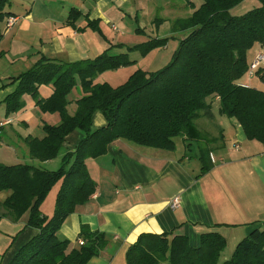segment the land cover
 I'll return each mask as SVG.
<instances>
[{"label":"trees","instance_id":"1","mask_svg":"<svg viewBox=\"0 0 264 264\" xmlns=\"http://www.w3.org/2000/svg\"><path fill=\"white\" fill-rule=\"evenodd\" d=\"M186 1V0H185ZM178 26L189 30L180 42L171 62L160 70H136L128 80L113 87L96 83L95 77L106 70L130 64L127 51L146 54L164 46L166 39L150 40L135 49L112 53V48L91 61L61 63L44 57L27 71L13 78L15 91L3 105L6 112L24 108V97L35 98L44 113H56L58 125H44V137H27L25 142L31 159L46 162L56 159L66 138L75 130L84 139L73 152L62 156L57 170H46L29 164L1 165L0 192H9L4 207L15 218L29 214L27 226L38 234L8 264H87L107 244L103 233L81 227L82 246L69 249L71 242L59 236L64 221L77 206L85 204L95 193L96 184L86 168L87 159L107 153L115 141L124 140L139 147L173 151L176 139L185 142L188 152L197 144L199 133L195 122L200 118L215 121L213 104L218 113L235 121L247 140L264 144V88L243 86L237 81L247 75L248 56L255 48H264V0L261 7L235 17L230 10L244 0H201ZM10 0H0V23L13 16L7 10ZM75 14V12H73ZM70 15L72 19L73 15ZM94 27L93 22L89 23ZM116 47V46H115ZM1 57V54H0ZM264 85V68L255 73ZM52 93L36 98L42 86ZM75 88L82 96L74 102L73 115L67 112ZM96 112L103 115L106 125L92 129ZM205 151L199 153L202 170ZM54 213L49 218L40 205L56 183ZM78 242V241H77ZM226 248L225 238L217 232L200 236L197 247L189 245L185 236L142 234L126 254L127 264H264V229L254 230L241 241L230 258L221 260Z\"/></svg>","mask_w":264,"mask_h":264},{"label":"crops","instance_id":"2","mask_svg":"<svg viewBox=\"0 0 264 264\" xmlns=\"http://www.w3.org/2000/svg\"><path fill=\"white\" fill-rule=\"evenodd\" d=\"M25 1H30L29 8ZM176 1L24 0L21 3L24 12L7 10L17 18L13 27L7 30L5 19L0 27L15 32L19 38L18 43L8 46L7 55L23 59L24 66L29 62L33 66L41 57L61 63L91 61L112 47V53L126 51L122 43H127V38H136L135 34H153V27L165 21L161 13L180 7ZM242 4L245 5L234 7L230 14L238 17L261 7L258 0H244L238 6ZM21 36L26 40L22 41ZM262 50L257 47L251 51L249 65L256 52ZM0 54L3 61L5 52ZM21 73L24 71L17 76ZM17 76L0 79V107L6 113V121L0 122L3 124L0 134L10 126L4 143L6 156L12 161H18L20 149L27 147L26 138L34 137L26 131H30L29 125L39 108L35 98L26 96L22 110L6 112L3 101L15 91L18 82L14 83L13 78ZM243 78V83L255 87L247 75ZM254 78L259 81L256 75ZM260 85L264 86L261 82ZM49 88L47 92H41L40 88L36 98L48 97L52 93ZM94 118L96 129L106 125L101 114ZM230 121L232 129L228 133L217 126L223 144L209 151L204 171L197 144L188 152L181 139H176L173 151L118 140L108 147L105 155L87 159L85 164L96 184L95 193L64 221L59 236L71 241L69 249H72L78 245L82 226L103 233L106 246L87 264H127V251L142 234L185 236L190 246L197 247L203 233L217 232L226 240L222 255L226 252L227 258L231 256L254 230L264 229V144L247 140L242 128ZM84 136L80 130L68 135L63 155L73 152ZM213 154L215 157L210 159ZM56 159L40 164H50ZM61 162L62 157L60 165ZM9 194L0 192V264H8L38 234V230L27 226L28 213L15 218L4 207ZM56 196L51 197L46 211L54 210ZM176 197L179 204L171 209L169 204ZM44 203L40 205L43 214Z\"/></svg>","mask_w":264,"mask_h":264},{"label":"rangeland","instance_id":"3","mask_svg":"<svg viewBox=\"0 0 264 264\" xmlns=\"http://www.w3.org/2000/svg\"><path fill=\"white\" fill-rule=\"evenodd\" d=\"M10 1H11V7L9 9H11L12 12L14 13L15 12L18 13L20 11L24 12L25 7L21 5V3L24 0H10ZM186 1L177 0L176 1L177 5H180L178 9L176 10L171 9L169 11L167 10L163 11L161 13V17L165 18V21L157 24L156 27L155 26L153 27V30H152L153 34L147 31H146L147 32L146 36L142 33L135 34L136 38L134 39L127 38V41H126L127 43H122V44H125L124 46L126 50L127 48L135 49L139 46H143L145 43H148L150 40H155V39H150L152 36V38L157 37L160 39H166L164 42L165 43L164 46L153 49V50H149L146 54H142L139 51H127L129 54V61L131 62L130 64L125 65L124 67L118 68L116 70L103 71L95 77L94 81L96 83L106 82L113 87H117L125 83L130 77V75L136 70L140 69V70H144L148 72H154V71L162 69L167 64H169L171 62L172 56L174 55L175 51L178 49L180 42L189 34V30L184 29L180 26H178L177 29L174 30L175 27L178 25L177 24L178 21L186 20L192 14L193 9L187 6ZM191 1L194 3L195 8H198L202 3L201 0H191ZM25 4H28L27 8L30 7V1H25ZM244 5L245 4H242L241 6H237L238 7L237 9H239L240 7H243ZM120 33L121 32H118V34ZM15 35H16L15 32L7 31L5 30V27L1 28L0 52L1 53L5 52L4 57H6L3 59V61H0V79L2 81H4V79L10 78V76H15V75L17 76V74H19L20 72H23V71L25 72L29 70V68L32 67V65L29 64L30 62L26 66H24L23 59L21 58L13 59L11 55H7L8 46H10L11 43L12 44L18 43L19 41L18 40L19 38L17 39ZM22 36L20 37L21 40L25 41L26 39L23 38ZM244 77L246 78V75ZM243 80L240 79L239 81H237L238 84L247 86V84L243 83ZM251 80L253 81V85L255 86L254 88H257V89L264 88V86H261L260 82L257 81L254 77ZM258 82L260 86L258 85ZM47 89H50L49 86L44 85L41 87V92H47ZM81 96H82V91L79 88H75L70 94L69 99H71L72 102L67 107V112L69 115L74 114L76 110V105L74 101ZM217 107H218V104L214 103L212 109L216 116L215 121H210L206 118H203L199 120L198 122L197 121L195 122L196 129L198 128V130L200 131L199 132L197 130L199 133L197 147H199L200 150L205 151L206 155H209V151L213 149L214 147H219L223 144V137L221 133L219 134V131H217V126L218 127L220 126L221 128L225 129L226 130L225 133L226 132L228 133V131L232 129V124L230 123L231 122L230 119L224 115H220L218 113ZM36 113L37 114L35 115V118L29 125L30 131H26V134L32 133L34 137L40 136L42 138V136H44L43 127L45 124L56 125L61 120L58 114L44 113L40 108H37ZM98 113L99 112H96L94 116ZM5 114H6L5 110L2 107H0V122L6 121ZM94 116H93L92 129H96L97 127L95 125ZM55 119H56V122L54 121ZM38 123L40 124L39 127H38ZM9 129H10V126H7L4 132L0 134V141H2L0 144V163L1 164H5L8 166L12 164H17V163L29 164V165H34V166L46 169V170H57L60 167V160L64 152L63 149L61 150V154L58 156V158L54 162H51L50 164L42 165L40 164V162L32 160L28 155L27 147L20 149L24 153H22V151L19 152L20 154H19L18 161L10 160L9 156H6L7 153H6L5 146L7 145L4 143L5 141L4 139L6 138V132ZM193 143L195 145L192 144L191 147L195 149L196 143L195 142ZM213 157H215L214 154L210 159H213ZM59 188H60V184L57 182L53 186L51 192L48 194L46 200H44L45 203L41 207L44 214L48 215L49 218L53 215L54 210L51 211V209L48 208V210L49 209L50 210L46 211L45 209L47 208V206L49 207L51 197H54L57 194ZM228 258H230V256ZM228 258L226 257V252L225 254L221 256L222 261Z\"/></svg>","mask_w":264,"mask_h":264},{"label":"built area","instance_id":"4","mask_svg":"<svg viewBox=\"0 0 264 264\" xmlns=\"http://www.w3.org/2000/svg\"><path fill=\"white\" fill-rule=\"evenodd\" d=\"M16 20L17 18L15 16L8 17L6 20V29L7 30L11 29L13 25L15 24ZM260 68H264V50L256 52L254 59L251 65L249 66V69L247 71V76H248L249 81L255 76L256 71ZM1 126H3V124H0V127ZM178 204H179V198L176 197L170 202L169 207L173 209L177 207ZM77 244L78 246H82L84 244V241L78 240Z\"/></svg>","mask_w":264,"mask_h":264}]
</instances>
